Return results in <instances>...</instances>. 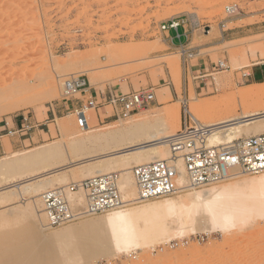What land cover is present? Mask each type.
Instances as JSON below:
<instances>
[{"label":"rangeland","instance_id":"1","mask_svg":"<svg viewBox=\"0 0 264 264\" xmlns=\"http://www.w3.org/2000/svg\"><path fill=\"white\" fill-rule=\"evenodd\" d=\"M228 6H236L237 10L228 13ZM171 19L180 21V25L170 28ZM182 21L188 26L189 36L178 45ZM252 27H255L252 31L243 30ZM236 30L241 31L240 34L259 33L224 41L222 32ZM215 42L219 43L214 45ZM183 50L193 52L187 74L182 65ZM199 54L210 56L211 66L224 61L227 68L194 78L201 75L195 72ZM262 60L264 0H0V75L8 81L22 79L29 84L26 89L15 90L18 93L14 96L18 99L16 107L0 110V130L5 120L9 123L6 128L17 129L14 134L0 132L5 134L1 138L4 152L0 153V161L7 157L14 159V155L20 153L29 155L42 146L58 142L60 131L56 128L53 133L50 128L55 124V117L60 116L66 117L72 131L76 130L67 139L71 140L122 128L147 116L153 122L168 116L169 111L179 114V125L171 126L179 130L183 100L188 109L193 103L198 108L217 112L214 117L222 111L239 115L241 111L263 110L264 84L253 85L251 77H243L251 63ZM15 64L18 70L9 71L10 65ZM72 74L86 78L96 97L109 90L132 92L151 87L156 101L127 119L106 118L111 114L110 106L91 109L93 112H85L87 125L80 126L72 106L76 105L77 97L83 96L78 93L64 99L61 93V81ZM163 87H168L169 97L160 93ZM5 91L6 95L14 90ZM190 97H194L193 100H189ZM69 156L72 160L78 158ZM53 163V167L63 164L59 160ZM254 175H241L222 183ZM23 177L26 175L16 176V179ZM7 179L2 176L1 186ZM15 212L0 206L1 250L7 244L2 241L3 236L17 234L27 222L25 216L20 213L17 216ZM104 214L107 213L82 219ZM257 226L245 224L225 235L189 232L180 240L155 244L147 253H120L86 264H264V236L258 231L264 228V220ZM80 261L84 264V260ZM37 264H54V261L45 258Z\"/></svg>","mask_w":264,"mask_h":264},{"label":"bare ground","instance_id":"2","mask_svg":"<svg viewBox=\"0 0 264 264\" xmlns=\"http://www.w3.org/2000/svg\"><path fill=\"white\" fill-rule=\"evenodd\" d=\"M17 67V64L10 65L8 70H18ZM75 76L72 74L68 78ZM68 78L61 81L62 96L63 84ZM6 82H9L8 85ZM28 86L25 80L8 81L0 75V110L16 107L18 99L14 96L18 93L15 90ZM7 88L14 91H8L5 95ZM159 90L163 96H170L168 87ZM91 109L94 108H87L86 114L93 112ZM188 110L195 120L211 129L209 143L212 145L264 133V109L241 111L239 115L222 111L217 117L213 116L217 112L206 107L198 108L193 103H190ZM174 123L179 125V114L173 115L169 111L168 116L153 122L147 116L122 128L118 126L67 140L76 130H71L66 117H55V124L50 130L53 133L56 128L60 131L58 142L42 146L29 155H24L25 152L14 155V159H1L0 179L2 176L8 179L6 182L2 180L5 182L3 186L0 183V206L16 211L14 214L20 213L27 222L20 226V231L16 229L17 234L2 235L6 239L2 241L7 244L3 250L0 249V264H37L45 258H52L54 264H81L80 259L84 260V264L93 263L120 253H147V249L155 244L167 243L175 238L180 240L189 232H220L225 235L245 224L255 227L259 221H263L264 172L246 179L196 189L188 186L182 158L176 157L173 159L178 170L176 184L185 188L182 195L132 207L124 206L103 216L80 219L62 229L49 230L54 227L47 223L42 197L50 188L70 186L86 178L116 173L122 200L129 202L137 199L133 168L156 160H172L167 138L178 130L172 129ZM70 154L78 158L72 160ZM55 160L63 164L53 167ZM23 174L25 178L16 179V176ZM71 200L74 208L80 209L85 205L80 190L73 193ZM258 231L264 236V228Z\"/></svg>","mask_w":264,"mask_h":264},{"label":"built area","instance_id":"3","mask_svg":"<svg viewBox=\"0 0 264 264\" xmlns=\"http://www.w3.org/2000/svg\"><path fill=\"white\" fill-rule=\"evenodd\" d=\"M235 9V10H234ZM236 6H228L226 11L234 13ZM170 28H176L180 21L170 20ZM182 53L184 74H187L193 52ZM227 68L224 61H218L201 75H209V71ZM247 74V73H246ZM246 74L243 77H247ZM185 77V76H184ZM64 96L69 99L77 93L76 105L72 111L77 116L80 126L87 125L85 110H96L110 106L111 114L108 117L116 119L128 118L141 110H146L156 101L153 88H142L132 92H100L99 96L87 95L90 87L86 78L75 76L65 80L63 84ZM24 121L26 119L24 118ZM6 122H5V124ZM24 124H22L23 126ZM25 126V125H24ZM8 134L17 133V129L6 128L0 130ZM211 129L195 120L187 107L186 100L182 101V124L174 135L167 138V145L172 154V160H156L140 164L133 168L137 185V199L124 202L117 185L116 173L101 174L83 179L73 185L50 188L43 194V206L47 214V223L59 227L78 221L79 219L108 213L127 204L147 201L156 198H167L179 194L185 188L176 184L178 170L173 161L181 157L187 173L188 186L196 189L207 188L240 175H253L264 172V133L236 138L221 145L209 143ZM1 136V133H0ZM80 190L85 198V205L78 209L71 206L73 193Z\"/></svg>","mask_w":264,"mask_h":264},{"label":"crops","instance_id":"4","mask_svg":"<svg viewBox=\"0 0 264 264\" xmlns=\"http://www.w3.org/2000/svg\"><path fill=\"white\" fill-rule=\"evenodd\" d=\"M182 23H183V25H181L180 28L178 29V36H180V37H178V45L183 44V40L185 41V38L187 40L188 36H189L187 24L183 21H182ZM253 29H255V27H252L249 29L244 28L243 30L252 31ZM240 32L241 31H239V30L232 31L229 33L222 32V37L224 38V41H232V40L240 39V38L252 35V34L259 33V32L254 31L250 34H240ZM218 43L219 42H215L214 45H217ZM194 50H196V49H194ZM197 59L198 60H197L196 66L198 67V69H196L195 72L203 73L206 69L208 70L211 67L212 62H211L210 56H208V55L200 56V54H199ZM202 75L203 76H201V77H204V74H202ZM246 76L249 78L251 77L252 82L250 84L254 85V84H258L260 82H264V60L251 63L250 68L248 69ZM161 79H163V78H161ZM128 88L132 89V86H128ZM87 93H88L87 95H90L92 97L95 96L94 92H92L91 89H89ZM96 93H97V91H96ZM70 106H72V105H70ZM5 122L9 126V123L6 120H5ZM5 128L6 127L4 125V128H2V129H5ZM4 135L5 134L1 133V136H0V153L4 152V147H3L2 142H1V138Z\"/></svg>","mask_w":264,"mask_h":264}]
</instances>
